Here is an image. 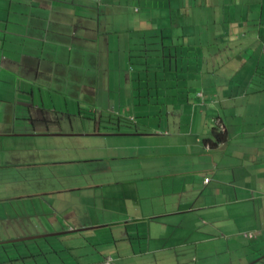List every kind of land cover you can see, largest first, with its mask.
Here are the masks:
<instances>
[{"label":"crops","instance_id":"crops-1","mask_svg":"<svg viewBox=\"0 0 264 264\" xmlns=\"http://www.w3.org/2000/svg\"><path fill=\"white\" fill-rule=\"evenodd\" d=\"M0 264H264V0H0Z\"/></svg>","mask_w":264,"mask_h":264},{"label":"trees","instance_id":"trees-1","mask_svg":"<svg viewBox=\"0 0 264 264\" xmlns=\"http://www.w3.org/2000/svg\"><path fill=\"white\" fill-rule=\"evenodd\" d=\"M216 129L217 128H214V132H213V135L215 137V142L220 143L226 140V133L219 131V130L217 131Z\"/></svg>","mask_w":264,"mask_h":264},{"label":"built area","instance_id":"built-area-1","mask_svg":"<svg viewBox=\"0 0 264 264\" xmlns=\"http://www.w3.org/2000/svg\"><path fill=\"white\" fill-rule=\"evenodd\" d=\"M204 181H205V182H208V181H209V179H208V178H206ZM244 235H245V237H253V234H252L251 232L244 233Z\"/></svg>","mask_w":264,"mask_h":264},{"label":"clouds","instance_id":"clouds-1","mask_svg":"<svg viewBox=\"0 0 264 264\" xmlns=\"http://www.w3.org/2000/svg\"><path fill=\"white\" fill-rule=\"evenodd\" d=\"M216 128H217V130L221 131V129L219 127H216Z\"/></svg>","mask_w":264,"mask_h":264}]
</instances>
